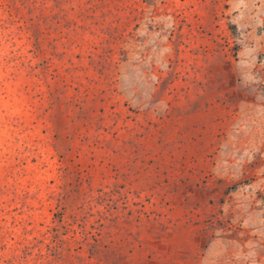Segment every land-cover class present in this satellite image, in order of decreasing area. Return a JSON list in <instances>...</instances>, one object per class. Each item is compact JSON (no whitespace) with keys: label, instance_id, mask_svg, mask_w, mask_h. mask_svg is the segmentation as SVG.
Segmentation results:
<instances>
[{"label":"rangeland","instance_id":"1","mask_svg":"<svg viewBox=\"0 0 264 264\" xmlns=\"http://www.w3.org/2000/svg\"><path fill=\"white\" fill-rule=\"evenodd\" d=\"M250 231L264 0H0V264H219Z\"/></svg>","mask_w":264,"mask_h":264},{"label":"crops","instance_id":"2","mask_svg":"<svg viewBox=\"0 0 264 264\" xmlns=\"http://www.w3.org/2000/svg\"><path fill=\"white\" fill-rule=\"evenodd\" d=\"M241 136L240 144L232 150L234 156L241 155L243 151L251 152L249 146L241 145L242 142L251 143L255 141L257 136L253 132L239 134ZM237 139L238 135H233ZM242 240L235 236L233 239L227 238L226 235L219 239L222 246L218 251L219 264H264V235L256 237L251 231ZM229 242L233 243L230 246Z\"/></svg>","mask_w":264,"mask_h":264}]
</instances>
